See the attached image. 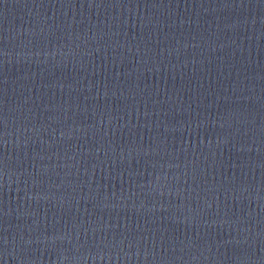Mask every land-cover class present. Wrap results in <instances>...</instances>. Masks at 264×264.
Segmentation results:
<instances>
[{
	"label": "water",
	"instance_id": "water-1",
	"mask_svg": "<svg viewBox=\"0 0 264 264\" xmlns=\"http://www.w3.org/2000/svg\"><path fill=\"white\" fill-rule=\"evenodd\" d=\"M0 264H264V19L146 96L0 156Z\"/></svg>",
	"mask_w": 264,
	"mask_h": 264
}]
</instances>
